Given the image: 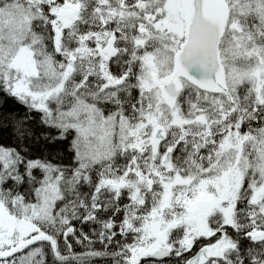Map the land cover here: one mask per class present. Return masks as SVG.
Wrapping results in <instances>:
<instances>
[{
    "label": "snow or ice",
    "instance_id": "1",
    "mask_svg": "<svg viewBox=\"0 0 264 264\" xmlns=\"http://www.w3.org/2000/svg\"><path fill=\"white\" fill-rule=\"evenodd\" d=\"M0 264H264V0H0Z\"/></svg>",
    "mask_w": 264,
    "mask_h": 264
}]
</instances>
